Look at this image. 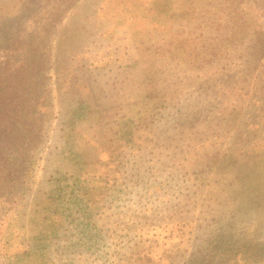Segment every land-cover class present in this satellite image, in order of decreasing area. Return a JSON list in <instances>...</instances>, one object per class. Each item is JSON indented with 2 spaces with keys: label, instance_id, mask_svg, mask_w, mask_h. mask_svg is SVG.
Instances as JSON below:
<instances>
[{
  "label": "rangeland",
  "instance_id": "1",
  "mask_svg": "<svg viewBox=\"0 0 264 264\" xmlns=\"http://www.w3.org/2000/svg\"><path fill=\"white\" fill-rule=\"evenodd\" d=\"M6 59L0 264H263L264 0H0Z\"/></svg>",
  "mask_w": 264,
  "mask_h": 264
},
{
  "label": "trees",
  "instance_id": "2",
  "mask_svg": "<svg viewBox=\"0 0 264 264\" xmlns=\"http://www.w3.org/2000/svg\"><path fill=\"white\" fill-rule=\"evenodd\" d=\"M3 63L6 67L4 74H0V154L11 151L14 156L16 149L29 146L37 137L39 111L34 110L33 104L21 108L22 104L17 101L22 87L33 82L32 77L25 74L28 67L16 65L11 68L7 59L0 66Z\"/></svg>",
  "mask_w": 264,
  "mask_h": 264
}]
</instances>
